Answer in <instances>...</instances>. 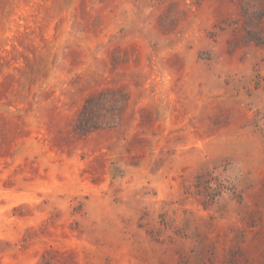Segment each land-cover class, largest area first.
Instances as JSON below:
<instances>
[{
    "label": "rangeland",
    "instance_id": "374dc122",
    "mask_svg": "<svg viewBox=\"0 0 264 264\" xmlns=\"http://www.w3.org/2000/svg\"><path fill=\"white\" fill-rule=\"evenodd\" d=\"M0 264H264V0H0Z\"/></svg>",
    "mask_w": 264,
    "mask_h": 264
}]
</instances>
